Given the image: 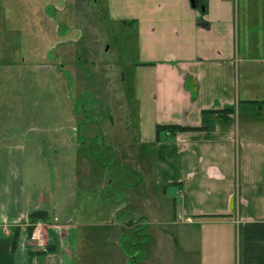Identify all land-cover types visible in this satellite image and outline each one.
Masks as SVG:
<instances>
[{
    "label": "rangeland",
    "instance_id": "1",
    "mask_svg": "<svg viewBox=\"0 0 264 264\" xmlns=\"http://www.w3.org/2000/svg\"><path fill=\"white\" fill-rule=\"evenodd\" d=\"M181 1L150 2L166 6L152 16L164 34L141 46L138 21L118 19L136 13L134 1L114 0L108 17L107 0H0V145L22 149H12L22 165L9 162L7 170L24 183L13 197L31 206L45 196L50 224L73 229V260L66 264L197 262L195 232L173 219L179 192L154 184L150 151L136 145L134 68L150 52L163 59L168 46L181 44L172 28L193 45ZM132 20L134 27L120 22ZM248 38L256 46L260 37ZM241 52L239 46L244 59ZM237 63L234 79L242 86L253 77Z\"/></svg>",
    "mask_w": 264,
    "mask_h": 264
},
{
    "label": "crops",
    "instance_id": "2",
    "mask_svg": "<svg viewBox=\"0 0 264 264\" xmlns=\"http://www.w3.org/2000/svg\"><path fill=\"white\" fill-rule=\"evenodd\" d=\"M130 1L139 4L136 13L118 19H136L139 45L153 46L158 33H164L156 30L152 16L166 6ZM181 2L188 13L185 32L193 45L182 42L172 28L176 45L181 44L168 46L163 59L150 52L147 63L134 68L136 145L146 154L150 151L154 184L179 192L173 219L195 232L196 264H264V0H231L230 12L225 0H195L194 7L189 0ZM199 6L201 14L196 15ZM114 8V0H107L108 17ZM120 22L135 26L134 20ZM252 33L260 37L256 46H249ZM238 45L244 59L237 57ZM250 50L256 51L255 59H250ZM236 58L243 73L253 77L242 86L234 79ZM225 107L231 110L220 112ZM252 115L260 116L256 123ZM157 125L202 129L157 142ZM12 149L22 152L21 147L0 145V264L71 263L75 243L69 225L42 222L48 229L46 251L28 241V214L48 210L43 195L31 206L13 197L23 194L24 183L7 171L9 162L23 163V156L15 158ZM15 228L20 234L12 248Z\"/></svg>",
    "mask_w": 264,
    "mask_h": 264
},
{
    "label": "trees",
    "instance_id": "3",
    "mask_svg": "<svg viewBox=\"0 0 264 264\" xmlns=\"http://www.w3.org/2000/svg\"><path fill=\"white\" fill-rule=\"evenodd\" d=\"M231 109L228 107H225L224 109L220 110L223 112L230 111ZM217 110H206L203 111L204 113L208 114H215ZM202 127L193 128V127H187V126H180V125H157L156 126V141H162L165 139L175 138L177 134L187 131H197L201 130ZM28 221L31 224H35L36 222H47L48 221V215L45 211H33L28 214ZM19 229L14 230L12 235V248H15L18 243L19 239ZM30 233V232H29ZM28 233V234H29Z\"/></svg>",
    "mask_w": 264,
    "mask_h": 264
},
{
    "label": "built area",
    "instance_id": "4",
    "mask_svg": "<svg viewBox=\"0 0 264 264\" xmlns=\"http://www.w3.org/2000/svg\"><path fill=\"white\" fill-rule=\"evenodd\" d=\"M186 222H191L190 218L185 219ZM29 226H32V231L28 234L26 232V237L31 244H33L36 247H39L42 249V251H46L47 248L44 246V240L46 238V234L48 229L46 228L45 224L42 222H36L35 224H31L28 221L26 222V228ZM58 228L57 226L54 227V229Z\"/></svg>",
    "mask_w": 264,
    "mask_h": 264
},
{
    "label": "water",
    "instance_id": "5",
    "mask_svg": "<svg viewBox=\"0 0 264 264\" xmlns=\"http://www.w3.org/2000/svg\"><path fill=\"white\" fill-rule=\"evenodd\" d=\"M189 1H190L191 6L194 7V1H195V0H189ZM206 25H207V24H205L204 27H206Z\"/></svg>",
    "mask_w": 264,
    "mask_h": 264
}]
</instances>
